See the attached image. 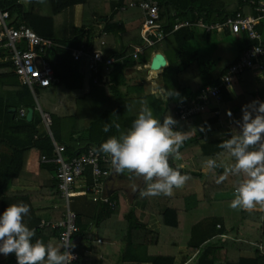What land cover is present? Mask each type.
<instances>
[{
	"label": "trees",
	"instance_id": "obj_1",
	"mask_svg": "<svg viewBox=\"0 0 264 264\" xmlns=\"http://www.w3.org/2000/svg\"><path fill=\"white\" fill-rule=\"evenodd\" d=\"M92 5V20L89 22L84 18V24L74 27L71 37L64 33L63 26L56 23L55 16L63 11L82 4L84 6V17L88 14V0H29L25 6L21 0H0V8L9 12L10 23L16 26L27 24L34 31L42 36L55 39L57 43L69 47H79L82 43H87L95 35L91 25L94 18H106L103 28L106 32H119L123 34L125 27L118 24L115 19L117 16L127 12H134V16L143 18L141 9L129 6L128 0H117V4L111 3L114 0H96ZM139 1V0H137ZM159 5V20L157 25L166 32L172 30L176 18L185 16L193 17L194 11L212 21L222 20L226 14L241 11L244 14L259 13L257 6H252L244 0H156ZM47 3L50 7L48 14H43L41 8ZM126 5V10L121 11V6ZM89 26V28H88ZM117 29L114 31V27ZM264 41V18L257 26ZM195 28H181L168 34L163 40L166 53L170 64L163 72L164 88L174 89L179 96L171 97L166 102V109L161 115H156L152 110L153 116L162 119L165 115H172L175 118V111L180 104L190 101L207 85H218L222 73L226 68L218 73H213L216 61H197L195 67L190 62L177 63L186 49V44L194 37ZM92 33V34H91ZM116 34V33H115ZM207 37L214 33H206ZM231 35V34H229ZM100 41L106 43V36L102 32L97 35ZM234 36V35H233ZM240 42L238 45L239 54L250 44L245 35H235ZM136 45H140L142 37L132 39ZM114 56L123 57V61H118L113 65L110 72V82L105 83L111 90V95L102 97V82L91 84L87 94L90 103L93 106V113L87 119L86 123L79 128L76 115L60 116L56 113H50L52 124L50 129L56 141L62 142L66 146L68 155L80 154L84 149L90 146L98 148L99 144L109 136L119 135L130 128L132 121L139 113V105L136 99L128 98L121 94L119 86L125 83L123 69L128 65L146 63L150 52L154 47H160V42L155 46H149L138 54L135 58L134 48L125 46ZM48 59L54 69L56 84H63L68 90H79L84 85V73L79 70V63L74 61L70 50L66 47H56L48 53ZM262 71L264 73V58L262 60ZM237 78L234 85L233 81ZM104 84V83H103ZM241 91L245 96L246 103L257 99L255 93L258 91L250 69L245 70L232 80L229 85H223L221 88V101L216 103L212 101L204 108V111L198 115L192 116L186 120H178V128L181 131L192 132L190 139L185 140L179 149V156L182 159L190 157H207L216 160L219 167L210 170L209 175L203 183V199L187 208H177L176 205L168 206L160 214L162 224L170 225L179 231L180 241L178 245H186L187 251L193 256L187 264H264V202L257 203L252 209H242L231 207L230 199H216L217 192L226 191L238 186L240 180L244 178L243 173L236 175L230 172L225 174V169L230 168L234 163V158L221 148L219 144L229 135H235L238 128L231 130L225 123L232 122L233 119L240 117L241 106L233 107L222 112L218 111L221 104H225L227 98H231L235 88ZM134 90L135 89L134 87ZM39 88L36 89V92ZM100 94V95H99ZM31 90L20 81L19 92L17 93L18 105L15 111L8 112V107L4 109L5 117H0L1 124H8L11 135H25L24 144L17 145L12 143L10 148L12 153L8 156L6 162L0 161V211L13 203L23 202L29 205V214L24 218L28 227L35 230V237L44 242L51 240L54 244H61L59 240V230L51 225H42L41 218L37 215L38 205L35 196L31 191H10L12 185L21 179L23 171L35 169L39 173V180L33 179L40 185V189L47 191V199L55 200V207L50 209V222H55L63 218L65 212L64 199L60 196L57 188V180L54 175L52 165L44 164L40 161L42 154L52 152V142L46 132H39L38 125L41 123V114L37 109L36 102L32 96ZM146 99V98H144ZM136 100V101H135ZM146 105V102H145ZM23 106L26 110L33 108L34 115L31 121H27L26 116L19 115L18 107ZM148 106V105H147ZM217 111V112H216ZM231 113V115H229ZM116 121L120 124V129L110 127L108 132H104L105 124H111ZM204 130L201 131L200 129ZM10 139V137L8 136ZM11 141V140H10ZM8 142V139H1L0 143ZM27 142V143H26ZM10 144V143H7ZM33 151L36 157L32 162H26V152ZM1 159V158H0ZM32 163V164H31ZM28 165V167H27ZM107 166V165H106ZM170 166L186 174L188 179L200 177L198 173L183 169L176 164ZM224 174L225 178L217 183V178ZM90 180V177L88 178ZM32 181V178L30 179ZM145 188V186H144ZM144 188L141 190L143 191ZM135 200L141 198L147 200V196L140 193ZM40 193V191H38ZM116 198L117 196H113ZM71 206V205H70ZM115 207L99 202L96 209L100 207L97 216L88 217L83 211H75L77 214L76 222L78 231L71 237L75 245L73 249L79 251L80 247L88 249L93 248L94 234L91 231V223H99L112 213ZM73 209V208H72ZM95 214V213H94ZM93 214V215H94ZM126 229L120 239L108 237L107 243L114 246L113 250H104L99 247L95 250L102 253L101 264H141L150 262L151 264H174L173 253L150 254L149 248L158 246L162 241L159 233L150 230L146 223L141 222L134 210L130 207L125 214ZM81 257L71 261V264H83ZM0 264H16L14 254L0 257Z\"/></svg>",
	"mask_w": 264,
	"mask_h": 264
},
{
	"label": "crops",
	"instance_id": "obj_2",
	"mask_svg": "<svg viewBox=\"0 0 264 264\" xmlns=\"http://www.w3.org/2000/svg\"><path fill=\"white\" fill-rule=\"evenodd\" d=\"M132 1L135 0H128L129 6ZM28 2L29 0H21V3H23L25 6L28 5ZM117 2H118L117 0H114L111 3L117 4ZM125 8L126 5L121 6V11L126 10ZM67 10H69L68 19L69 21H73V22L70 24L68 29L65 28L63 29L65 35L71 37V35L74 32V27H79L82 24H84L85 21L84 6L82 4H78ZM134 14H135L134 12H127L122 14L123 18H119V16L115 18L118 21V24L121 23V25L125 27V32L123 34V40L125 41V43L122 41V37H121L122 34L120 33V31L115 32L116 33L115 34L113 32H106L105 30H103L106 23V18H98V19L94 18V20L92 21L91 25L93 27V34L95 36L101 32L107 33L106 43L104 45V50L107 55L114 56L123 47L122 45L123 43L125 44V46H131V47H133V45H136L132 39L138 37L139 34L141 35L140 31H141L143 18L141 19L140 17V21H139V17L138 16L135 17ZM116 29L117 26L114 27L113 30L115 31ZM196 32L197 30H195L194 32V37ZM201 32H202V36L200 40L206 42H210L211 38L214 36H218V37L233 36V35H229L227 31L223 33L212 32L214 34H211L209 37H207V34H205L204 31L201 30ZM162 40L160 41L162 45L160 44L161 45L160 47L153 48V50L150 52L147 62L142 63L141 68L138 69L136 63L134 65H128L123 69V73L125 76V83L119 86V91L121 92L122 95L128 98L136 99L137 101L136 100L135 101L139 105L140 109L145 105L146 102V105H148L156 115H161V113L166 109V103H164L165 101L159 100L156 94H154V92L150 91L148 93L146 90L147 88L145 89L144 87L145 82H150L152 84V81L150 79L149 80L147 79L146 77L147 72H145L144 69L147 67L149 68L150 65H155V67L157 68L155 73H158L159 75L162 74V84H159V86L157 85V88L159 87L164 88L163 72L169 66L170 61L166 53L164 43H162ZM218 46L220 45L215 40L216 50L219 51V52L217 51L214 52L216 55L220 53L222 54V51H224V49ZM238 55H239V50L238 48H236L235 53L230 57V59L224 62V64L221 65L219 68L215 66L213 73H218L219 71L227 67L231 62H233L237 58ZM200 56L203 55H200L198 50L185 49L183 56L177 59V63L190 62L192 63V66L195 67V64H197L198 58L200 59ZM207 60H212V59H207ZM207 60H202V61H207ZM258 69L260 68L257 66L251 69L254 83L258 87V91L255 93V95L257 99L264 100V76H262V72L260 71L262 69L260 70ZM141 70L145 72V74L138 73ZM80 72L84 73V85L83 88L79 90H83L84 87H86L88 88V92H89L90 86L93 83L91 74L85 69H83ZM137 74H139L140 76L136 77L138 76ZM159 75L156 81L157 83L159 82L160 79ZM133 76L134 78H140L141 81L135 82ZM110 77L107 83L110 82ZM20 81L21 80L19 76H17L14 72V68L11 61V54L6 49L4 50L0 49V117L6 116L4 109L7 107L9 108L7 110L8 112L16 110L15 106L18 105L17 93L19 92ZM235 81H237V78L233 81L232 86L234 85ZM102 85H106L104 86L105 89L109 88V86L105 83L104 84L102 83ZM59 87L62 88L64 87V85L54 83L49 88H53L57 90L59 89ZM134 87L137 90H134ZM124 88L127 91L123 92ZM152 88H154L153 84H152ZM40 90L41 88H39V91ZM68 91L70 92V94H72L71 91H77V90H68ZM35 93L37 94V92ZM36 94L32 95L33 98L34 96H36ZM67 95L69 94L67 93ZM244 104H246L245 96L242 95L240 90L235 88L232 97L227 98L225 100V104H221V107H219L218 111L222 112L224 110H229L233 107L242 106ZM40 107L42 108L41 105ZM21 108L24 107L23 106L18 107L19 110ZM73 108L74 106H72V104L69 103L67 108L64 107V110L65 111L70 110L68 115H74L75 113L73 112L75 108L74 109ZM28 109L26 110V114ZM42 109L44 110V108ZM55 110H58V112L54 111L56 114L60 116H66V114H61L62 108H60L59 106L56 107ZM33 115H34V111H33ZM1 123L2 122L0 121V140L2 138L5 140L8 139L7 143H10V144H7L6 142L0 143V158H1L0 161L6 162L8 160V156L12 153L10 145L12 143L17 145L24 144L25 135L23 134L11 135L9 132L8 124H1ZM225 125H227V128H230L231 130L236 129V126L233 122H227L225 123ZM42 126H43L42 123L38 125L39 132H46L45 128L41 129ZM186 134L188 137L186 140L190 139L191 136L193 135L192 132H186ZM8 136L10 137V139L8 138ZM35 157H36V153L33 151V149H31V151L26 152L25 160L27 164L30 161L32 162L33 158ZM206 159L208 158L190 157L188 159H182L180 156L174 159L170 158L169 163L171 164L174 163L179 167H182L183 169L198 173L200 177L192 178V179L189 178V180L185 181L184 184L181 185L180 187L173 188L172 194L170 196H166L163 194L156 196H147V200L141 198L135 200L136 197L138 196V193L145 186V182L143 181L142 177H131L129 179V175H130L129 173L116 174L112 169L110 176L106 179V188H107L106 192L110 196L113 195L118 197L117 198L118 206L114 213H112L110 216H108L101 222L91 223V231L94 234V239L96 240V243L93 242L92 246L94 249L80 247L79 251H76L77 254L81 257L83 261L82 263L101 264L102 253L95 249L99 247L103 248L104 250H110V251L114 249V246H112L110 243H107V241H109L107 239L108 237H111L114 240L120 239L124 235L126 229L125 214L127 210L130 207H132L134 208L136 215L141 222L146 223L150 230L159 233L161 235L162 241L160 242L159 245L162 246V249L165 253L171 252L174 254L175 257L174 264H187L191 260L193 255L187 251V246L185 244L184 245L177 244L180 241L179 231L170 225L162 224L160 219V214L170 205H176L177 208H187L192 206V203L194 205L197 203V201L203 199V183L207 179L210 172V170H208L204 164ZM31 168L28 167L29 170L23 171L24 176L18 181H16L14 185L11 186L10 191H22V190L31 191V193H33L35 196L34 199L35 200L37 199L35 201L38 203V205L36 206L38 210L37 215L41 219H49L51 216L50 206L52 207L56 206V204L54 203L55 200L47 199L46 196L47 191L45 189H42L41 191L38 182L33 180V179L36 180L40 179L39 177L40 175L38 171L35 169L32 170ZM31 178L32 181H30ZM133 186H135V189L133 188ZM132 188L133 190L131 192ZM118 190L123 191L124 197L121 198V196L117 192ZM38 191H40V193ZM232 197H234V188H230L226 191L217 192L215 194L216 199H230ZM75 199H79L80 201L77 202L75 201V209H73L74 211H78V210L83 211L85 215L88 217L89 216L93 217L98 215L100 207H98L97 210L95 209L97 203L99 204V202L92 200L88 195L78 196L75 197ZM98 239H100V241H98ZM155 248L156 247H152V248L150 247L149 253L150 254L164 253V252L154 251ZM141 264H151V263L143 262Z\"/></svg>",
	"mask_w": 264,
	"mask_h": 264
},
{
	"label": "built area",
	"instance_id": "obj_3",
	"mask_svg": "<svg viewBox=\"0 0 264 264\" xmlns=\"http://www.w3.org/2000/svg\"><path fill=\"white\" fill-rule=\"evenodd\" d=\"M244 2L257 6L259 13L254 15L236 11L226 14L222 20L210 21L204 14L194 11L193 17L176 18L170 32H166L157 25L160 13L156 0H135L130 3L131 7L140 8L143 15L140 31L142 42L140 45H133L135 58L145 48L155 46L168 34L185 27L200 29L206 33L227 31L234 36L245 35L250 42L227 66L221 75L220 83L202 87L194 98L180 104L175 111V119L186 120L204 111V108L212 101L219 103L223 85L231 84L232 80L245 70L255 66L262 69L264 41L256 26L264 18V0H244ZM9 19L8 10L0 8V49L9 51L15 74L34 95L36 89L49 88L56 82L54 69L48 59V53L56 47H67L73 60L79 63V70H87L95 84L108 82L113 65L118 61H123V57L117 58L106 54L103 40L100 41V46H96L99 42L97 35L79 47H69L57 43L53 38L36 33L27 24L22 23L18 26L11 24ZM106 34V32H102L103 36ZM37 109L40 111L41 123L49 135L53 147L50 154L41 155L40 161L53 166L57 188L65 203L62 219L55 222L42 219L41 223L57 228L59 240L63 243L65 238L71 239L79 229L76 222L77 214L70 206L72 198L88 195L94 201L107 204L110 207L116 206L117 200L106 192V179L111 174L112 165L110 157L98 152L94 146L87 147L80 154L68 155L65 144L56 141L52 134L50 112L43 110L38 103ZM25 114L26 109L21 108L19 115L24 116ZM69 251L73 254V260L78 258V254L73 248H70Z\"/></svg>",
	"mask_w": 264,
	"mask_h": 264
},
{
	"label": "clouds",
	"instance_id": "obj_4",
	"mask_svg": "<svg viewBox=\"0 0 264 264\" xmlns=\"http://www.w3.org/2000/svg\"><path fill=\"white\" fill-rule=\"evenodd\" d=\"M156 96L167 102L179 93L171 88H158ZM240 113L238 119L232 120L238 128L237 134H230L219 148L234 158L225 174H244L234 190L230 206L252 209L255 204L264 202V100L249 101L241 106ZM178 123L172 115L155 118L151 108L144 105L129 129L109 136L96 150L110 157L116 174L129 173V179L142 177L145 182L142 196H170L173 188L180 187L188 179L169 163L170 158L179 157V149L188 138L179 130ZM110 127L119 130L120 124L116 121L105 124L103 131L108 132ZM204 164L208 170L219 167L213 158L206 159ZM224 178L222 174L216 182ZM28 214L29 205L23 202L10 204L0 211V257L14 254L16 264H71L73 254L69 249L75 247L71 239L65 238L61 244L34 239L35 230L24 222Z\"/></svg>",
	"mask_w": 264,
	"mask_h": 264
},
{
	"label": "rangeland",
	"instance_id": "obj_5",
	"mask_svg": "<svg viewBox=\"0 0 264 264\" xmlns=\"http://www.w3.org/2000/svg\"><path fill=\"white\" fill-rule=\"evenodd\" d=\"M96 0H88V14L84 17L85 20H88L89 22H91L92 20V5L96 4ZM41 12L43 14H48L50 12V7L49 5H47V3H45V5L41 8ZM68 13L69 10L64 11L58 15L55 16L56 19V23H58L61 27L63 26V28L68 29V27L70 26V24L73 21H69L68 19ZM122 17V14L120 15ZM123 18V17H122ZM197 32L195 34V37L188 41L186 44V49H192V50H198L200 55V59L202 60H207V59H212L216 61V67L219 68L221 65L224 64V62H226L228 59H230V57L235 53L236 48H238V45L240 44V42L233 36H214L211 38L210 42H206V41H201V36H202V32L199 29H196ZM215 40L216 42L220 45L218 47L224 49V51H222V54H215L214 52L217 51L216 47H215ZM162 45V44H161ZM160 45V46H161ZM219 52V51H217ZM216 52V53H217ZM198 58V61L201 62L202 60H200ZM137 68H141L142 64H137ZM253 69V68H252ZM157 70V68L155 67V65H150L149 68H145L144 71L147 72L146 77L147 79L152 81L153 87L152 88V84L150 82H145V89L147 90V92L149 93L150 91L154 92V94H156L157 91V85L159 86V84H162V74H158L155 73V71ZM251 70V69H250ZM260 70V69H258ZM262 72V76H264V73L262 70H260ZM136 72V71H135ZM145 72H143L142 70L138 73H142L145 74ZM130 75V74H129ZM139 77L140 75L137 74ZM158 75H159V82L157 83V79H158ZM143 77V76H142ZM134 78V76H133ZM135 82L141 81L140 78H134ZM103 87V91L101 92L102 97H108L109 95H111V90L109 88L105 89L104 86L106 85H101ZM257 87V86H256ZM59 87V89H53V88H45V89H41L40 91L37 92L36 96H34L36 103H38L39 105L42 106V108H44V110L50 112V113H55L54 111L56 107H60L62 108V113L61 114H66V116H68V113L70 110H64V107L67 108V106L69 105V103L72 104V106H74L75 110L73 113H75L74 115H76L77 120H78V127L81 128L87 121V119L92 115L93 113V106L90 103H94V101H92L91 99L89 100L87 93H88V88L84 87L83 90H77V91H71L72 94H70V92L65 88V87ZM157 88V89H156ZM160 88V87H159ZM258 88V87H257ZM67 91V92H65ZM127 91L125 88L123 89V92ZM67 93L70 95H67ZM100 95V94H99ZM166 103V101L164 102ZM68 104V105H67ZM73 108V109H74ZM41 129H44V127L42 126ZM133 188L131 189L132 192ZM118 194L122 197H124V193L121 190L117 191ZM130 192V193H131ZM235 195V192H234ZM75 201H80L79 199H75L72 198L71 201V208L75 209ZM65 204V203H64ZM63 204V205H64ZM123 204V203H121ZM156 248L154 249V251H158V252H164L162 249V246L158 245L155 246Z\"/></svg>",
	"mask_w": 264,
	"mask_h": 264
},
{
	"label": "water",
	"instance_id": "obj_6",
	"mask_svg": "<svg viewBox=\"0 0 264 264\" xmlns=\"http://www.w3.org/2000/svg\"><path fill=\"white\" fill-rule=\"evenodd\" d=\"M33 108H29L28 111H27V114H26V119L27 121H31L32 120V116H33ZM111 192V191H109Z\"/></svg>",
	"mask_w": 264,
	"mask_h": 264
}]
</instances>
